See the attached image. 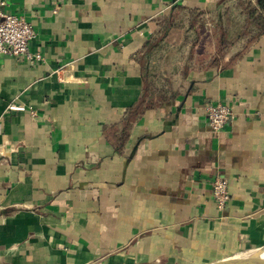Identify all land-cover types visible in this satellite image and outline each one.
I'll use <instances>...</instances> for the list:
<instances>
[{
	"label": "crops",
	"instance_id": "1",
	"mask_svg": "<svg viewBox=\"0 0 264 264\" xmlns=\"http://www.w3.org/2000/svg\"><path fill=\"white\" fill-rule=\"evenodd\" d=\"M4 1L41 61L0 55V264H212L264 249L257 0ZM216 104L233 116L213 131Z\"/></svg>",
	"mask_w": 264,
	"mask_h": 264
},
{
	"label": "built area",
	"instance_id": "2",
	"mask_svg": "<svg viewBox=\"0 0 264 264\" xmlns=\"http://www.w3.org/2000/svg\"><path fill=\"white\" fill-rule=\"evenodd\" d=\"M4 7L5 1L0 0V55L24 60L31 65L40 62L41 56L31 53L29 49L30 43L36 37L33 26L23 17L8 14ZM9 110L21 109L12 107ZM205 115L213 131L223 128L233 116L232 108L224 104L206 106ZM212 195L216 208L223 210L230 199L228 182L225 179H215L212 182Z\"/></svg>",
	"mask_w": 264,
	"mask_h": 264
},
{
	"label": "water",
	"instance_id": "3",
	"mask_svg": "<svg viewBox=\"0 0 264 264\" xmlns=\"http://www.w3.org/2000/svg\"><path fill=\"white\" fill-rule=\"evenodd\" d=\"M212 264H264V257L259 254L231 257Z\"/></svg>",
	"mask_w": 264,
	"mask_h": 264
},
{
	"label": "trees",
	"instance_id": "4",
	"mask_svg": "<svg viewBox=\"0 0 264 264\" xmlns=\"http://www.w3.org/2000/svg\"><path fill=\"white\" fill-rule=\"evenodd\" d=\"M256 8L263 13L264 12V0H257L256 1Z\"/></svg>",
	"mask_w": 264,
	"mask_h": 264
},
{
	"label": "bare ground",
	"instance_id": "5",
	"mask_svg": "<svg viewBox=\"0 0 264 264\" xmlns=\"http://www.w3.org/2000/svg\"><path fill=\"white\" fill-rule=\"evenodd\" d=\"M253 254H259V255H261L262 257H264V249H260L259 251H256V252H254V253H252V255ZM249 255H251V254H249Z\"/></svg>",
	"mask_w": 264,
	"mask_h": 264
}]
</instances>
